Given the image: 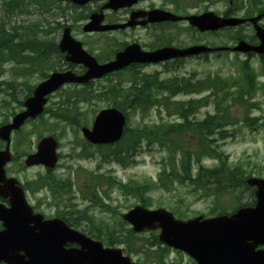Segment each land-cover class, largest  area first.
Instances as JSON below:
<instances>
[{"label": "rangeland", "instance_id": "rangeland-1", "mask_svg": "<svg viewBox=\"0 0 264 264\" xmlns=\"http://www.w3.org/2000/svg\"><path fill=\"white\" fill-rule=\"evenodd\" d=\"M8 0H0V4ZM183 6H188L183 11L194 13L204 10H212L217 14H223L224 11L234 12L237 6L244 5L240 11H236V16H243L249 2L254 6L264 8V0H177ZM242 3V4H241ZM104 4L102 0L92 1L83 6H77L70 2L57 0L56 3L49 6L50 10L45 16H38L39 11L35 5H31L29 14H14L11 23L22 24L30 22L37 24L38 37L31 36V39L39 41L52 38L58 42L63 26H70L72 36L80 41L83 48L99 61H105L112 57L114 52L122 47L123 44L137 40L143 47L149 48L158 45L160 42L156 39L157 34L154 28L144 30L136 28L135 30L109 31L104 33H86L82 26L88 20V15L98 10ZM241 4V5H240ZM251 6V8L253 7ZM249 11V16L255 12ZM105 19L116 21L122 19L125 14L114 13L105 10ZM86 16V17H85ZM7 19V16H5ZM264 24V19L261 20ZM176 36L180 43L188 44L192 41L201 40L196 34L189 39L185 35H180L177 29L175 32L170 29L163 32L162 40L167 39V35ZM236 34H243L248 37L254 34L250 24L239 25L237 27L227 28L217 32L214 35L206 37V41L215 44H231V39ZM247 59L248 65L254 72V84L256 91L246 98L247 102L232 101L227 113L230 124L224 127L225 133L216 131L214 135L204 138L194 133L176 132L171 136L179 138L180 142H186L192 149H198L200 145L209 144L211 150L221 153L227 166L238 167L242 171V178L248 176L264 178V74L260 72L261 62L259 56L255 54L242 53H211L204 60H197L195 57L188 58L182 64L166 66L165 64L137 65L133 68L121 72L113 73L101 79L94 80L90 84L82 87L77 85H65L62 89L56 91L49 98L45 108V114L31 122L26 123L18 133H14L11 138V152L13 159L5 166L6 174L17 178L26 186L30 183V191H26L28 201L42 212L50 216L59 214L63 218H69L72 227L89 235L104 234V238L114 234V238H124L126 231L131 226L122 218V215L135 205L141 204L142 200L150 203L147 207L164 208L171 211L179 219H189L198 215L212 217L220 213H229L241 205L252 204L254 201L253 188L245 184L228 185L224 192L215 194H205L199 188V191H193V187L188 185V180L180 184L178 180H172L170 176L162 174V168L166 165V150L160 149L156 144L146 145L141 140L136 146V154L130 157L125 165H121L112 160L111 150L114 146L98 148L96 146H85L84 151L88 156H79L82 152L84 139L79 131L80 126H90L94 115L103 108H107L113 102L112 98H107L105 91L113 86L118 90L127 91L133 84V78L151 76L159 82L171 78H181L191 81L202 80L207 76L220 74L222 77H237L241 72V62ZM40 67L41 69H37ZM69 65L64 59L59 58L56 53H51L39 65L34 66L35 71L24 77L12 75L10 70H26L24 66L16 64L6 65L5 72L0 75V106L2 100H9V96L3 91L6 87L3 82L14 81L16 83L15 92L11 95L23 97L27 86L37 84L44 75H48L52 70H64ZM24 72V71H23ZM27 73V71H26ZM236 89V86L231 87ZM167 91L155 89L152 91L154 96L162 101L167 96ZM207 90L191 93L178 94L169 99V102H181L190 98H201L207 95ZM100 94V95H99ZM117 95L120 94L116 93ZM131 94V92L129 93ZM103 95V96H102ZM153 99V97H152ZM172 100V101H170ZM210 102L201 105L197 110L189 115L187 120L190 124L205 119L208 115L215 114V102L213 96L209 98ZM166 98L163 104L152 105L150 109L142 113L138 110L128 112L126 128L138 130L144 124H173L182 123V118L177 113V105H168ZM15 100L11 103L14 109L6 112L0 108V124L4 120L9 121L13 113L20 107L16 106ZM58 104V106H57ZM62 105L59 110H73L74 114L69 119L64 117L58 119L52 116V111ZM219 108H223L220 103ZM72 108V109H70ZM223 116V113H222ZM68 121V123H67ZM53 134L58 138L59 161L56 167L49 175L40 166L25 167L23 165L24 156L35 150L38 139L42 136ZM143 136L141 132H132ZM211 140V141H210ZM4 143L0 141V149ZM101 156L109 157L101 160ZM180 153L176 155V164H178ZM133 160V161H131ZM202 164L205 167H217L219 160L211 156L202 157ZM197 165L192 166V174L197 172ZM171 167L167 166L165 172L168 173ZM178 173L181 174L179 169ZM102 174L103 180L98 182L95 177ZM192 175V176H193ZM36 177L39 180L33 181ZM113 178L116 182L127 184L128 190L121 189L117 183L108 178ZM160 177V179H159ZM55 178L68 179L72 183L69 194L53 195L48 189H37L41 182H48L53 189ZM134 183H139L140 187L133 189ZM207 190H214L216 184L205 185ZM40 190V191H39ZM144 205V204H143ZM158 231H144L138 233L140 236L131 242V247L138 252H128L132 260L141 264H192L189 256L186 254L168 248L164 249L157 241ZM136 234V233H135ZM155 237V239L153 238ZM94 238V237H93ZM104 238L101 241L104 242ZM110 247V246H109ZM113 247L126 248V245L115 244Z\"/></svg>", "mask_w": 264, "mask_h": 264}, {"label": "water", "instance_id": "water-1", "mask_svg": "<svg viewBox=\"0 0 264 264\" xmlns=\"http://www.w3.org/2000/svg\"><path fill=\"white\" fill-rule=\"evenodd\" d=\"M70 1L78 6L93 0ZM137 0H107L98 11L89 14V20L82 27L85 32L109 31L134 27L148 22L164 20L177 21L182 17L160 9L145 12L135 11L124 23H104V9L117 10L135 4ZM146 16V20L135 19ZM261 15L247 19L254 24L258 45L239 40L233 51H254L264 53V28L257 24ZM188 22L201 31L217 30L225 26H236L244 21L239 17H220L212 11L185 17ZM58 48L65 53V60L86 67L83 74L71 69L54 71L40 82L24 102V110L15 114L8 123L0 125V139L5 148L0 150V197L8 199V206L0 203V262L5 264H140L131 260L120 247H104L102 242L91 239L71 228L64 220L54 218L42 221L40 214H34L28 205L24 191L13 177H7L4 166L11 159L10 136L28 118H35L43 111L46 96L64 83H87L90 79L121 69L131 63H156L173 57L186 56L207 51L202 45L185 49L163 47L144 51L139 44L131 43L115 54L106 63H98L88 54L82 44L71 36L70 27L62 30ZM125 123L124 114L117 108L100 110L93 121L92 128H83L84 136L92 143H113L120 139ZM57 142L52 136L43 137L37 144V151L29 154L25 165L43 164L53 167L56 163ZM247 183L256 186L254 206L240 207L231 214H219L209 218L201 215L187 220L176 219L164 208L147 209L136 205L123 219L131 225L134 232L158 230L157 238L174 249L192 256L197 264H258L263 252H254L247 247V239L264 236V178L251 177ZM36 223L31 226V223ZM40 224V226L38 225ZM37 227L38 232L33 228ZM68 244L77 246L67 247ZM242 244L248 249H244ZM252 249V250H251Z\"/></svg>", "mask_w": 264, "mask_h": 264}, {"label": "trees", "instance_id": "trees-1", "mask_svg": "<svg viewBox=\"0 0 264 264\" xmlns=\"http://www.w3.org/2000/svg\"><path fill=\"white\" fill-rule=\"evenodd\" d=\"M56 2L57 0H8L0 4V74L5 71L4 65L6 63L24 66L26 69L23 70L24 72L21 71V69L14 71L10 70L14 76L24 77L27 74L30 75L33 73L35 71L34 66L39 65V63L51 53H56L59 58H63V55L57 49V43L54 39L47 38L42 41L31 39V36L38 37V23H28L27 21L22 24H16V22H14V24L11 23V18L14 14L24 15L31 13V5L37 7L39 11L38 16H45L50 10L49 6ZM262 10L264 9H261L260 11ZM227 14H232V12H228ZM5 16H7V19H5ZM237 39H239V37H237L236 34L232 40L237 41ZM260 62V72L264 74V56L262 55L260 56ZM248 64L247 59L241 62V72L237 77H222L220 74H215L196 81L171 78L159 82L151 76L144 75L142 79L136 77L133 78V84L127 91L118 90L115 86L105 91V94H110L107 95V98L113 99L111 106L119 108L125 112L126 115L132 110H138L145 113L152 105H154V103L163 104V100L166 98L167 103L164 104V107H168V105H177V113L184 118V122L182 123L144 124L141 129L133 131L126 128L123 138L114 146V150L110 151L112 159L116 163L125 165L130 161V157L136 154V146L141 143V140L143 139L142 141H145L148 146L156 144L160 149L166 150V165L162 168V174L170 176L172 180H178L180 184H184L185 181L188 180V185H191L195 192L199 191L200 188L205 194L218 195L219 193L224 192L228 185H235V182L232 183L233 180L236 182L239 181L237 182V185H244L245 179L242 178V171L238 167L231 168L227 166L223 155L212 151L209 144H206L205 146L200 145L198 149H192L186 142H180L181 140L179 138L171 135L175 132L178 135L182 133H194L200 136L204 135V138H208L211 135H214L216 131H219L222 134L225 133L222 136L225 137L226 131L224 127L230 124L227 113L225 112L230 109L231 102L237 101L240 102V104L246 103V98L251 97L256 90L254 84L255 74ZM37 69H40V67ZM46 76L47 75H44L43 78ZM3 84L6 85L3 91L9 96V100L3 99L0 108L8 112L13 108L11 106L12 102L16 100L18 104L21 105V100L18 95H15L14 98L11 97L16 88V83L14 81H10V84L9 82H3ZM233 86H236L237 88H231ZM31 89V87L27 86L24 96H27L31 92ZM155 89L167 91V96L162 99V101L159 100L157 97L160 95L162 98V94L154 96L152 91ZM204 90H208L209 92L201 98H190L181 102H169V99L179 93L191 94ZM119 92L120 94L117 95L116 93ZM130 92L131 94H129ZM211 96H213L212 102H215L216 104V113L208 115L205 119L197 121L194 124H190L187 120L189 115L193 114L201 105L210 102L209 98ZM220 103L223 104V108L218 107ZM62 107L63 106H60L58 108ZM58 108L57 110L52 111L53 117L58 119L64 117L69 119L70 117H73L71 116L74 114L73 110H59ZM137 131L141 132L143 136L132 134V132ZM178 153H180L178 159L179 165L176 164V155ZM204 156H211L218 159L219 165L217 167H205L201 163L202 157ZM195 164L198 169L195 175H193L192 166ZM167 166L171 167V170L168 173L165 172ZM177 169L181 171V174L178 173ZM103 177L102 174H98V182L102 181ZM108 179L117 183L116 180L111 177ZM117 184L118 187L125 189V191L129 188L127 184H122L121 182H118ZM208 184H216V188L214 190H207L205 185ZM139 187V183H134V190ZM142 205L147 207L150 203L146 200H142ZM126 233L127 234L124 238H114L113 233H110L111 235L105 238V235L101 233L95 234L93 237L99 240L104 238V242L107 245L124 243L126 248L123 249L126 253L133 251L138 252L139 249L135 250L130 244L140 236L135 234L131 229H128ZM153 238L155 239L154 236Z\"/></svg>", "mask_w": 264, "mask_h": 264}, {"label": "flooded vegetation", "instance_id": "flooded-vegetation-1", "mask_svg": "<svg viewBox=\"0 0 264 264\" xmlns=\"http://www.w3.org/2000/svg\"><path fill=\"white\" fill-rule=\"evenodd\" d=\"M187 7L188 6H186V7L183 6L177 0H138L135 5L112 11L114 13L121 12V13H123L125 15H124V17H122V19H117L116 21H111V22H114V23L115 22H125V21L128 20L129 16L135 11L145 12V11H148V10L154 9V8L170 11V12L176 14V15H181V16L193 14V13H190V12L183 11ZM202 12L203 11L194 12V13L195 14H200ZM145 19H146V16L144 15V16L137 17L135 20L138 21V22H141V21H143ZM138 27L142 28L144 30H147V29H150V28H154L155 31H157L156 32L157 34L155 35V37L160 42L158 44L159 48L163 47L164 45H167V42H169V41L171 43H174V44H177V45H182L180 43V41H179V38L174 36V34H173V36L167 35V39L166 40H162V38L164 37L162 35V33L163 32L165 33V31H167L169 29L171 31H174V32L178 29L180 31V35H185V37H187L189 39H192L193 38V34H196V36L201 38V40H197L196 42L192 41V42L188 43L187 45L203 44V45L207 46L208 48H210L209 51L205 52L206 53L205 55L204 54L194 55L197 60L206 59L208 57L207 54H209V53L221 52L220 50H218L219 49L218 47L223 45V44H215V43L211 44V43L206 41V37H209L210 35H214V34H216L219 31H199L196 27L190 25L184 19L183 20H179L177 22L165 20V21L156 22V23H145V24H139V25H137L135 27H127V28H124V29H117V30L118 31H124V30H128V29L129 30H135ZM133 42L139 43L135 39H133L132 41L127 42V43H133ZM187 45H183V46H179V47H185ZM141 47L143 49H149V48L143 47V45H141ZM190 57H192V56H190ZM185 58H188V57H185ZM185 58H182L179 61L184 62L185 60H187ZM130 66H132V65H130ZM41 168H43V167H41ZM43 169L46 172L45 175H49L52 172V169H49V168H43ZM36 180H39V178L36 177L33 181H36ZM5 204L7 205L8 202L5 203ZM33 210H34V212L40 213L41 215L44 216V218H42V220H47L49 218H56V217L61 218V216L59 214H51L50 216H48L44 212H42V210L39 207H37L35 205L33 206ZM35 225H36V223H34V222L31 223V226H35ZM38 225L40 226V224H38ZM1 228H2V224L0 222V229ZM33 230H34V232H38L39 231V229L37 227L33 228ZM255 237H256L255 240L254 239H247V241H246L247 247L253 246L252 248H253L254 252L257 251V252H263L264 253V236H255ZM67 246L71 247L72 244H68ZM242 247L244 249H247L244 244H242ZM190 260H191L192 264H196L192 258H190ZM258 264H264V257L261 256V260H259Z\"/></svg>", "mask_w": 264, "mask_h": 264}, {"label": "bare ground", "instance_id": "bare-ground-1", "mask_svg": "<svg viewBox=\"0 0 264 264\" xmlns=\"http://www.w3.org/2000/svg\"><path fill=\"white\" fill-rule=\"evenodd\" d=\"M259 54V53H258Z\"/></svg>", "mask_w": 264, "mask_h": 264}]
</instances>
